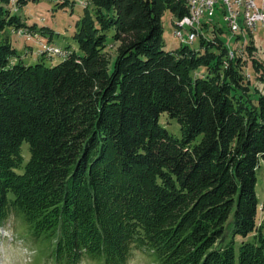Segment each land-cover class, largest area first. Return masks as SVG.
<instances>
[{"label":"trees","instance_id":"16d2710c","mask_svg":"<svg viewBox=\"0 0 264 264\" xmlns=\"http://www.w3.org/2000/svg\"><path fill=\"white\" fill-rule=\"evenodd\" d=\"M10 4L0 0V228L23 220L56 264H129L136 251L157 264H264V95L243 60L227 62L219 37L166 51L162 17L188 15L181 0H90L73 36L80 53L12 63L19 54L1 36L27 26Z\"/></svg>","mask_w":264,"mask_h":264},{"label":"rangeland","instance_id":"374dc122","mask_svg":"<svg viewBox=\"0 0 264 264\" xmlns=\"http://www.w3.org/2000/svg\"><path fill=\"white\" fill-rule=\"evenodd\" d=\"M257 5L264 10V0H255ZM19 0H11L8 8L13 14L20 17L21 21L26 24L27 28L16 30L8 28L1 36L9 38L11 45L17 50L19 59L12 60L16 63L21 60L26 65H34L44 62L48 67L56 66L63 60L67 59L72 52L80 53L77 43L73 36L77 30V24L83 16L84 9L90 6V0H27V4L23 7H18ZM64 3H66L64 5ZM63 4V5H62ZM216 16L213 24L208 23L206 18H203V24H207L201 29V33L207 41L215 40L219 37L225 46L228 48L227 62H231L236 58H241L244 62L242 74L249 81L252 89L259 90L261 95H264V83L260 78L264 77V72L256 71L254 60L260 64H264V27L258 24L253 30L244 29L242 34H234L230 31L220 4L217 5ZM163 24V41L166 51H176L184 45L190 46L192 49L198 50L201 46V39L190 44L185 39V42L174 35V16L170 11H166L162 17ZM214 30V28H217ZM222 30L219 34L217 31ZM44 32V33H42ZM111 32L109 43L111 46L106 50L107 55L111 58V67L114 64L117 55L119 43H112ZM184 38L188 37V32L183 31ZM248 46L256 48L255 51H250ZM47 48H50L48 50ZM60 52V54H59ZM201 73L206 72L204 68ZM200 74V73H198ZM253 98H259L258 91H253ZM160 123L171 134L176 137H181L180 125L175 119H171L168 114H163L160 118ZM23 154L26 162L30 155L28 152V144H24ZM21 172V171H19ZM257 196L259 199L258 220L257 225L264 230V161H261L257 170ZM250 236L246 240H250ZM233 240V225L232 217L227 224L224 242L227 245ZM242 237H235L236 251L238 253ZM6 248H23L30 250L33 256V264H56L52 257L53 246L48 240H34L30 234L29 226L23 220H19L15 216H11L5 225L0 228V251ZM2 264V261H0ZM83 264H100L93 260H85ZM129 264H157L155 260L142 252L136 251Z\"/></svg>","mask_w":264,"mask_h":264},{"label":"built area","instance_id":"2783aa9c","mask_svg":"<svg viewBox=\"0 0 264 264\" xmlns=\"http://www.w3.org/2000/svg\"><path fill=\"white\" fill-rule=\"evenodd\" d=\"M220 4L224 21L231 32L242 34V30L239 29V16L240 10H247L249 17V24L253 26V30L258 24H262L264 27V10L260 8L255 0H194V5H198V13L196 16L186 15L182 20L189 29V36L185 39L195 40L197 38H204L201 29L207 24H203V18H206L208 23L213 24V20L216 16L217 5ZM214 28V30H217ZM50 50V48H47ZM60 54V52H59Z\"/></svg>","mask_w":264,"mask_h":264},{"label":"bare ground","instance_id":"6f19581e","mask_svg":"<svg viewBox=\"0 0 264 264\" xmlns=\"http://www.w3.org/2000/svg\"><path fill=\"white\" fill-rule=\"evenodd\" d=\"M186 4V7L188 8V15L189 16H196L198 13V5H194V0H181ZM228 1H235V0H228ZM174 26H175V31L174 35L176 38L181 39L182 42H185V38L183 35V31L186 30L188 32L189 36V29L187 28V25L180 19H174ZM239 29L243 30H252L253 26L249 24V17L247 10H240V16H239ZM235 35L237 33H234ZM188 43L192 44L194 43L197 39L195 40H188L186 39Z\"/></svg>","mask_w":264,"mask_h":264},{"label":"clouds","instance_id":"9594fccd","mask_svg":"<svg viewBox=\"0 0 264 264\" xmlns=\"http://www.w3.org/2000/svg\"><path fill=\"white\" fill-rule=\"evenodd\" d=\"M2 264H33V256L28 249L6 248L0 251Z\"/></svg>","mask_w":264,"mask_h":264}]
</instances>
